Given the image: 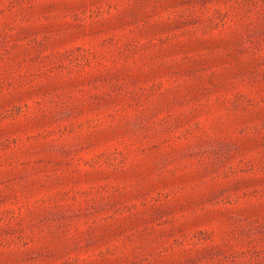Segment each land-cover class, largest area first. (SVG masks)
Instances as JSON below:
<instances>
[{
	"label": "rangeland",
	"instance_id": "obj_1",
	"mask_svg": "<svg viewBox=\"0 0 264 264\" xmlns=\"http://www.w3.org/2000/svg\"><path fill=\"white\" fill-rule=\"evenodd\" d=\"M0 264H264V0H0Z\"/></svg>",
	"mask_w": 264,
	"mask_h": 264
}]
</instances>
